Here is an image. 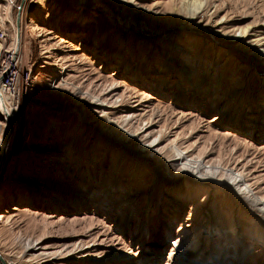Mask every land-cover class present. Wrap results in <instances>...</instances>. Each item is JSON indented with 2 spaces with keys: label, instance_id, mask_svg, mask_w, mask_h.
<instances>
[{
  "label": "rangeland",
  "instance_id": "374dc122",
  "mask_svg": "<svg viewBox=\"0 0 264 264\" xmlns=\"http://www.w3.org/2000/svg\"><path fill=\"white\" fill-rule=\"evenodd\" d=\"M24 1L0 0V32L4 34L0 38V54L6 53L0 60V70L7 58L15 62L9 78L13 79V90L18 99L15 104L21 111L17 140L6 149L2 146L8 132L6 125L0 135V161L4 155L0 167L4 166L0 193L3 191L6 203L2 210H6L9 217L0 223V256L3 260L0 259V264H29V257L24 254L29 238L41 239L45 244H58L71 241L89 230L91 236L85 237L87 240L104 226L111 236L119 237L115 240L117 242L127 245L133 237L134 225H127L128 229L122 230L123 217L118 215V210L106 218L103 211L94 212L92 201L94 193L97 190L104 192L110 183L108 178L115 174L113 185L127 186L118 194L125 198L120 205L128 206L138 200L135 210L141 211L144 203L140 194L148 182L147 171L139 164L143 157L136 152L130 153L137 163L125 162L118 171L121 160L112 163V152L108 149L102 156L99 148L101 139L105 138L100 129L103 126L95 127V124L103 123H99L102 118L100 108L86 105L89 122L83 126L85 131L82 132L80 107L70 95L63 94L65 90L73 92L72 84L96 96L108 85L109 90L116 88L114 93L120 95L121 103L126 104L122 115H136L129 128L125 124L122 125L124 129L118 127L120 134H126L129 129L138 131L140 125L144 130L148 128L152 137L161 133L160 146L166 149L160 157L163 162L162 158L170 154L165 153L169 151L167 146L179 145L188 149L194 160L201 157L208 165L219 166V175L227 169L242 170L246 179L253 182L255 188L257 186V191L264 194V50L246 42L242 49L229 45L230 39L234 38L232 33L245 27L252 26L264 32V0H205L207 11L195 20L190 19L189 23L185 14L179 11L185 0H105V3H98L102 11L94 7L84 12L80 0H42L44 8L41 10L44 12L34 27L28 19L33 18L40 3L30 0L26 5L27 20L18 55L13 46L18 26L16 15L21 10V17ZM80 16L84 21L78 24ZM186 33L189 37L185 36ZM84 36L90 40L81 45ZM138 36L148 42L146 57L153 61L151 65H146L141 51L132 41ZM182 39L187 40L183 43ZM177 42L186 47V53L182 48L176 50ZM177 51L183 53L182 60L187 62L194 60L192 54L197 55L194 63L202 65L199 85L194 84L192 76L186 79L171 69L169 60L171 56L176 58ZM105 54H108L107 58ZM161 55H165L162 68L155 64ZM55 62L57 67L53 69L65 67L67 72V84L58 86V90L45 81L49 76L38 70L40 66ZM124 65L125 69H122ZM213 73L217 75V84L212 81ZM232 78L241 85L239 91L231 87ZM4 82H8L7 77ZM24 84L33 87L21 90ZM36 97L49 100L53 106L51 110L46 104H31L30 100ZM93 101L97 103V98ZM121 109L120 106L112 108L111 116L121 115L118 113ZM28 131L32 135L27 138ZM21 134L22 141L18 142ZM112 140L111 144L114 143ZM92 148L96 150L93 152ZM78 158L82 171L71 167ZM158 164L155 158L151 159V165ZM177 170L175 167L171 172ZM205 170L203 167L202 171ZM65 172L71 175L67 180L73 179L79 186V191L68 192L76 199L64 194L67 190L64 185L57 186L53 182L60 176L66 178ZM208 187L199 188L197 192L181 184L179 189L169 188V192L179 191L178 194L186 200L187 214L192 205L199 204L207 205L206 209L212 215L215 205L223 204L226 206L224 215L230 217L234 211L235 223H239L238 227L243 231L247 226L240 224L248 225V216L260 218L232 189L218 185ZM125 190L136 196L126 197ZM12 194L19 202L11 200ZM60 195H64L65 200ZM87 196L88 200L82 199ZM80 205H86V210ZM131 223H135L134 220ZM91 226L96 227L88 229ZM214 229L213 235L219 236L220 226H214ZM169 238L171 236L167 241ZM259 260L264 261L263 258Z\"/></svg>",
  "mask_w": 264,
  "mask_h": 264
},
{
  "label": "bare ground",
  "instance_id": "6f19581e",
  "mask_svg": "<svg viewBox=\"0 0 264 264\" xmlns=\"http://www.w3.org/2000/svg\"><path fill=\"white\" fill-rule=\"evenodd\" d=\"M29 1L30 0L24 1L22 15L20 17V10V21H18V26L16 25V37L14 39L13 46L18 55L22 46L24 23L25 20H27V18H25V13L28 11L26 5ZM37 1L40 3L39 8L33 12V18L28 19L31 26L33 27L36 25L35 22L39 15L44 12L41 10L44 8V4L42 3L43 1ZM80 1L83 12L85 9L94 7L97 8V11H102V9L99 8L100 6H98V3H105V0ZM206 6L205 0H185L182 2L179 11L185 14V16L188 18L187 22L189 23L190 19L195 20L200 14L205 12V10L207 11ZM83 21L84 19L82 16L77 18L78 24ZM183 24L185 26H189V24ZM196 25L198 26V24ZM202 29L206 30V28ZM138 33L145 35L143 34L144 32ZM235 33H232V38H234L230 39L232 40L229 43L231 47L242 49L243 43L246 42V44L250 46L253 45L255 48L258 47L261 51L264 50L263 31L255 30L252 26H248L244 29H241L240 31H236ZM185 36L189 37V34L186 33ZM138 37L139 38L133 37L132 41H134V43L137 45L139 52L141 51V56L144 59L146 65H151L153 61L146 57L148 42H146V39H143V37ZM81 39V45H84L90 40L88 36H84ZM185 40L182 39V42L185 43ZM177 48H182L185 50V53L187 52L186 47L178 42L176 44V50ZM105 55L107 58L108 54ZM5 56L6 53H1L0 60L4 59ZM164 56L165 55L158 56L160 58L155 62V64L161 68V62L163 61ZM182 56L183 53L177 51L176 58L172 56L170 57L169 64L171 69H174L179 74H181L180 77H186L187 79V77L191 78L192 76L194 84L199 85L202 75V65L201 63H194L196 60L195 56L197 55L192 54L194 59L192 62H187L184 58L183 61ZM8 59L9 58H7L5 62V66H3L0 70V135L3 131V125H6L8 132L7 135H5L6 137L4 141L2 142V146L6 147V149L7 147L11 146L12 142L14 143V141L17 140L18 121L21 116V111L19 110L18 104H15L17 99V92L13 90L15 85L13 83V79L9 78L10 75H12L10 74L11 68H13L12 66H15L16 64L15 62ZM56 64L57 63L55 62L54 64L43 65L40 66L38 70H42L44 75H48L49 78H45V81L54 85V89L58 90V86L67 84V72L65 67H60L57 70L53 69L52 67H57ZM121 68L125 69V65ZM163 68L165 67L163 66ZM211 76L212 81L217 84L218 80L216 73L211 74ZM4 77L8 78L7 83L4 82ZM112 85L113 83L111 84V87ZM31 87L33 86L24 84L21 90H29V88L31 90ZM71 87L73 92H68L65 90L63 94L70 95L73 98L74 103L79 105V113L81 114L80 117H82L83 120L81 128L82 132L83 130L85 131L83 126L89 122V109H87L86 105H97V107L100 108L99 112L101 114L100 117L102 118H100L101 120L99 119V123H103L102 125L95 124V127L103 126L100 127V129L102 128L105 138L101 139L99 148L102 150V156H105L108 151H111L112 163L115 161L118 163L117 161L121 160V164L117 165V168L119 167L118 171H120V166L125 162H128L129 164L133 161H136L137 163V160H134L130 153L136 152L143 157V161L141 163L139 162V164H142L143 169H146L147 174L145 176H147L146 180L148 181L144 187H142V194H140L141 196L143 195L141 198L144 205L142 206L141 211L138 209L135 210L137 206L136 201L138 200H135L128 206L120 205L121 202L125 200V198L118 194L127 186H122L120 183H115V185H113L115 174L111 175L110 178H108L110 179V183L107 185V188L104 190V192L97 190L93 195L94 197L92 202L95 206L94 212L96 210L98 213L103 211L106 214V218H108L112 215L111 212L118 210V215L123 217L122 230L127 228V225H130V227L131 225H134V234L130 240V243L126 245L124 241V243H121V241L119 242V240L118 242L115 241L119 237L115 235L111 236L110 232H107L106 226H104L103 229H100L95 234V236L92 237V239L87 240L85 237L91 236V233L88 232V229L93 230L96 226H91L88 228V231L86 230L88 233H80V236L83 235L81 237L77 236V238L71 241H65L58 244L51 242L45 244L41 242V239L32 240L29 238L26 240L24 249V254L29 257V264H117L120 262L125 264H253L255 260L256 264H264V261L259 260L260 258L264 259V194L261 190L257 191V186L255 188L252 184L253 182L251 183L249 179H246V175L244 176L242 170L236 171V169H227L226 171L223 170L224 173L219 175V166L217 168L216 164L208 165L205 163L204 158L201 157L198 159L195 157L196 159L194 160L192 153H189L190 151L188 149L186 150L185 148H181L179 145L173 144H171V146H167L169 151L165 153L170 154L167 155L168 157L162 158L164 160L163 162L160 157L162 156V151L165 148L160 146L162 141V135L160 136L161 133H158L152 137L151 133L147 132L148 128L144 130V126L140 125L137 127V130L140 132L136 131L135 128V131L133 132H131L129 129L126 130V134H120L118 127L125 124V126L129 128L130 125L134 124L133 120L136 118V115L135 113L122 115V112L125 111L124 107H126V104L121 103L122 101L120 100V95L118 97L116 95L117 93H114L116 88L114 89L112 87V89L109 90L108 85L106 86L107 88L104 87L101 92L99 91L100 93H98L96 96L88 91L83 92L78 88V86L73 84ZM231 87L234 90L239 91L241 85H239V83L236 82L234 78H232ZM77 93H79L80 96H77ZM94 98H97V103H94ZM10 100L11 102H9ZM30 101L31 104L37 103V106L38 104H46L49 106L48 109L53 107L51 102L47 99H40L36 97L33 99V101ZM119 106L123 109L118 112L121 115L113 118L111 116L112 108ZM9 118L11 119V125L8 120ZM29 131L33 132L32 130ZM30 132L27 134V138L32 135ZM22 138L23 134H21L18 142H20ZM118 139L120 141L116 142L115 140ZM111 140L114 143L111 144ZM94 150L96 149L92 148L93 152ZM3 156L4 155L2 154L0 167L4 159ZM152 158H155L158 161L159 164L157 166L151 165ZM80 160L81 159L78 158V162H76L74 166H71L76 171H82V169H80ZM102 162L103 160L101 161V164ZM165 162L167 163L165 164ZM175 167L178 168L176 173L171 172ZM203 167H206L205 171H202ZM220 168L222 169V167ZM128 170L129 167L127 171ZM3 173L4 166L2 169H0V177L3 175ZM65 175L66 178L60 176L58 180H53V182L57 186L64 185L67 189L65 190L66 192H64V194L67 195V197L70 196L74 199L75 197L68 192L79 191V186H76V183H74L73 179L67 180V177H69L68 175H70V173L65 172ZM181 184H185L189 189H193L197 192L201 188H205L207 186L212 188L214 185H218V187L223 186L224 188L228 187L232 189L234 193L237 194V196L239 195L242 201H246V203L251 206V210L256 212L255 214L260 218L256 219L249 216L247 217V215L244 214L247 217L246 222H248V225L246 223L240 224L247 226L245 228L246 230L243 231L238 227L239 223H235L237 217L235 218V215H233L234 211L230 213V217L224 215L223 209H225L226 206L223 204L215 205L213 208L214 212H211L212 215L209 213V211H207V205L199 204L192 205L191 211L187 214L185 210V208H187L185 202L186 200H184L183 196H180L181 194H178L179 191L176 190L173 191V193L169 192V188L175 189L178 187L179 189ZM130 190H125L124 193H127L126 197L133 198L136 196V194H131ZM11 197L13 202L18 201L15 194H12ZM62 197L61 199L65 200V196L63 198ZM206 198H209V196H206ZM82 199L88 200V196L82 197ZM112 199L115 201L111 202ZM4 201L5 196L2 191L0 193V223H3L9 218H7V214L5 212L6 210H2V205H6ZM71 206L75 208L77 207L75 205ZM80 206H82L81 208H84V210L87 208L86 205ZM133 220L135 223L132 224L131 222ZM214 226H220V230H218L219 236H216L215 234L213 235ZM169 236H171V238H169L170 240L167 241ZM119 244L122 245L118 246ZM109 247H112V249H107ZM167 248L168 253L166 252Z\"/></svg>",
  "mask_w": 264,
  "mask_h": 264
},
{
  "label": "water",
  "instance_id": "95a60500",
  "mask_svg": "<svg viewBox=\"0 0 264 264\" xmlns=\"http://www.w3.org/2000/svg\"><path fill=\"white\" fill-rule=\"evenodd\" d=\"M19 8H20V7H19ZM19 12H20V11H18V12H17V15H16V22H17V24H18V21H19ZM8 120H9V123H10V125H11V119L9 118ZM0 259H1V257H0ZM1 260H2V259H1ZM2 261H3V260H2Z\"/></svg>",
  "mask_w": 264,
  "mask_h": 264
},
{
  "label": "built area",
  "instance_id": "2783aa9c",
  "mask_svg": "<svg viewBox=\"0 0 264 264\" xmlns=\"http://www.w3.org/2000/svg\"><path fill=\"white\" fill-rule=\"evenodd\" d=\"M4 36V34L2 32H0V38H2Z\"/></svg>",
  "mask_w": 264,
  "mask_h": 264
}]
</instances>
